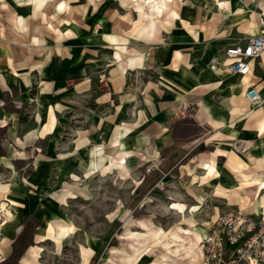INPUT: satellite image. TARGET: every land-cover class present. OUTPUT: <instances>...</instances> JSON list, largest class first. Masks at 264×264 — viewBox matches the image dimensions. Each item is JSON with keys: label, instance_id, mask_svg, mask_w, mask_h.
I'll return each instance as SVG.
<instances>
[{"label": "rangeland", "instance_id": "rangeland-1", "mask_svg": "<svg viewBox=\"0 0 264 264\" xmlns=\"http://www.w3.org/2000/svg\"><path fill=\"white\" fill-rule=\"evenodd\" d=\"M224 1L172 0L176 15L162 16L149 11L150 0H0V114L26 122L13 136L0 126V264H199L205 237L195 252L192 229L179 231L167 248L159 245L164 236L158 227L181 217L159 210L152 198L157 205L142 206L144 192L134 188L129 172L127 180L119 175L114 148L104 153L112 160L108 168L101 159L89 163L102 155L101 143L78 152L73 141L92 112L110 110L96 100L107 89L114 51L138 57L154 46L142 45L143 37L164 44L175 29L225 43L245 39L242 27L257 23L252 6L228 8L232 18L218 12ZM78 84L89 88L79 93ZM39 96L62 112L41 137L25 138ZM14 139L26 142L12 147ZM38 168L43 173L29 178Z\"/></svg>", "mask_w": 264, "mask_h": 264}, {"label": "crops", "instance_id": "crops-1", "mask_svg": "<svg viewBox=\"0 0 264 264\" xmlns=\"http://www.w3.org/2000/svg\"><path fill=\"white\" fill-rule=\"evenodd\" d=\"M254 2L259 6L264 0L249 2L253 14ZM259 18L242 31L264 32ZM204 34L175 29L168 43L158 45L150 35L143 37L142 45H154L149 53L141 50L138 57L122 58L118 51L119 60L114 59L106 77L107 89L96 100L110 110L101 116L92 112L90 123L74 135L78 152L82 146L101 143L102 155H92L89 163L101 159L112 168L104 153L114 148L120 176L127 180L129 172L137 181L134 188L144 192L143 207L157 205L152 198L159 201V210L181 217L172 226L156 225L162 236L180 225L201 228L204 238L212 222L230 209L264 215V100L254 106L244 96L253 87L264 99V55L251 63L248 75L232 76L224 50L237 42L206 40ZM88 88L82 85L77 92ZM61 112L62 107L53 109L39 96L25 138L41 137ZM0 126L13 136L26 122L16 114H0ZM25 142L11 143L19 148ZM41 172L34 169L29 178Z\"/></svg>", "mask_w": 264, "mask_h": 264}, {"label": "built area", "instance_id": "built-area-1", "mask_svg": "<svg viewBox=\"0 0 264 264\" xmlns=\"http://www.w3.org/2000/svg\"><path fill=\"white\" fill-rule=\"evenodd\" d=\"M258 23L264 26L263 10ZM224 55L232 76L248 75L251 63L264 55V32L226 47ZM244 96L254 106L264 100L253 87H248ZM185 110L186 106L180 111L183 117ZM199 264H264V217L237 209L222 212L200 242Z\"/></svg>", "mask_w": 264, "mask_h": 264}, {"label": "bare ground", "instance_id": "bare-ground-1", "mask_svg": "<svg viewBox=\"0 0 264 264\" xmlns=\"http://www.w3.org/2000/svg\"><path fill=\"white\" fill-rule=\"evenodd\" d=\"M250 1L251 0H230V1L226 0L224 2L217 3L218 12H220V13L223 12L225 15H228V8L237 9V8H240L243 5H247ZM259 6H261L262 10L264 11V3L260 4ZM259 6H258V8H259ZM249 10H251V9H249ZM149 11H153V12L157 11V13L162 15V16H166V15L175 16L176 15L175 12L172 9V0H150ZM254 14L257 17L261 16V13L259 14L258 12H254ZM228 16H230V15H228ZM230 17L235 18L234 16H230ZM239 17H242V14L239 15ZM221 18H222V16H221ZM151 19L153 20V18H151ZM152 20L150 21L151 25H153V21ZM245 30H243L242 33H246L247 31L245 32ZM154 32H155V30H154ZM176 55H178V54H176ZM119 57L120 56H119L118 52L116 51L114 53V59L119 60ZM122 171H124V169ZM2 207H3V204L0 206V210L2 209ZM5 211H6V209H5ZM6 217H8V215ZM203 225H207V224L204 223ZM5 226H6V224H5ZM10 226H8V227H10ZM12 226H13V224H12ZM192 230L194 231V236H195V239L197 240L196 241V246H195V252H196V251H198V245L197 244H198L199 240L201 239L202 229L199 228V227H194ZM8 231H10V228L7 229V232ZM179 231L184 233L185 229H183L181 226H177L174 229L168 231L164 235V239L160 242L159 245H161L164 248H167L168 245H171L172 242L177 241V239H179V236H178ZM156 235H158V234H155V236ZM62 236H64V233L58 234L57 235V240L59 241L62 238ZM191 252H192L191 248L190 247H186L185 250H184V258L190 260L191 259V257H190L191 256Z\"/></svg>", "mask_w": 264, "mask_h": 264}]
</instances>
